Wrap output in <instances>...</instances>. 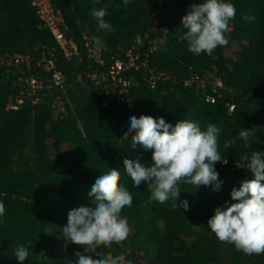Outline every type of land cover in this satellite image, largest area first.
Returning <instances> with one entry per match:
<instances>
[{
    "label": "trees",
    "instance_id": "16d2710c",
    "mask_svg": "<svg viewBox=\"0 0 264 264\" xmlns=\"http://www.w3.org/2000/svg\"><path fill=\"white\" fill-rule=\"evenodd\" d=\"M51 2L64 17L67 37L79 45L82 33L99 36L105 42V55L111 51L119 53L118 48H129L136 37L144 33H148L142 46L146 49L149 41L157 40L163 35L162 31H166L169 41L156 46L150 66L170 72L175 80L160 83L158 89H176L189 97L176 105L166 102L162 109L146 112L144 107L155 90L140 85L130 94L135 111L129 114L127 107L119 106L121 115L113 121L110 111L101 106L96 87L88 84L83 89L78 85L71 98L73 109L64 118L55 119L48 105L31 107L26 104L18 111H6L13 78L11 72L0 69V202L5 204L6 209L5 216L0 218V260L18 264L14 250L24 246L30 253L24 264H61L48 260L44 246L53 240L55 234L63 235L62 229L67 224L70 210L81 206L94 207L93 198L88 195L92 185L99 176L115 169L121 173L119 184L128 189L133 198L131 207H125L121 213L128 225L137 233L146 231L138 216L150 212L163 224L164 233L162 231L163 236L150 246L137 242L135 237L132 238V245L124 241L105 251H111L113 255H120L121 252L135 264H140L135 259L142 257L144 264L221 263L225 259L216 254L218 244L214 240L204 241L203 235H207V232L196 230L195 225H191L194 222L187 225L186 221L195 217L202 221L210 219L216 208H223L225 202L231 204L230 192L239 187L242 178L241 170L230 175V168L236 160V154L231 150L244 143L236 137L241 130L252 127L253 121L260 125L257 132L259 142L251 143L247 150L264 152V0H226L236 8V16L229 25L227 45L218 46L211 55L202 53L198 56L189 53L186 41L180 39L185 32L181 19L192 3L203 0H131L127 7L123 6L122 0ZM105 4L109 5L105 20L113 26L112 32L98 30L96 21L90 15L93 8L98 9ZM244 40L247 45L235 53L236 63L232 71L220 68L215 73L211 67L224 60L221 57L223 48L229 49ZM54 45L55 41L48 30L40 28L30 0H0L1 54L37 53ZM60 63L66 74L82 72L90 66L95 68L85 60L76 66L74 61ZM189 67L200 74L209 73L212 80L219 78L230 91H221V98L214 104L205 102L182 85V79L189 76ZM30 74L36 78L43 75L35 70ZM226 101L235 105L233 112L229 113ZM32 109L47 117L30 118ZM141 115L163 118L173 127L181 119L190 117L203 130L208 124L220 128L221 145L225 140H235L229 149L222 151L228 163L218 162L214 165L219 179L223 181L220 190L193 187V191L180 194L176 209L172 207L173 201L163 205L146 203L150 195L147 186L132 185L131 178L123 170V161L139 158V162L150 166L152 151L138 145L140 152L136 156L112 152L131 143V135L127 140L121 138L130 127V117L139 118ZM77 123L82 125L81 131L76 128ZM47 140L51 141L52 155L48 153ZM66 142L74 153L64 155L61 152ZM181 201H187L188 210L180 206ZM181 235L195 238L186 241ZM63 238L77 262L75 253L82 249ZM142 249L145 254L139 257L138 252ZM41 252L44 258L39 257ZM251 258L264 264V253Z\"/></svg>",
    "mask_w": 264,
    "mask_h": 264
},
{
    "label": "clouds",
    "instance_id": "9594fccd",
    "mask_svg": "<svg viewBox=\"0 0 264 264\" xmlns=\"http://www.w3.org/2000/svg\"><path fill=\"white\" fill-rule=\"evenodd\" d=\"M122 2L127 7L131 0ZM108 7L105 4L101 8H93L90 15L96 21L98 30L112 32L113 26L105 20ZM235 16V5L226 0L192 3L181 19L185 32L180 39L186 41V50L197 56L202 53L211 55L218 46H226L229 25ZM136 38L139 39V36ZM92 39L95 52H101L105 42L99 36ZM258 131L260 129L253 125L241 130L236 139L242 140L249 148L251 143L259 142ZM220 133L221 129L215 124H208L202 130L199 123L186 119L173 127L163 118L132 116L130 127L121 139L127 140L131 135L133 148L140 145L145 150H151V165L139 162V158L124 159L123 170L134 187L141 184L147 186L150 195L146 203L163 205L173 201L172 207L176 209L181 182L192 185L194 189L204 186L211 187L213 191L220 190L223 181L219 179L214 165L228 163L222 151L235 143V140L228 139L221 145ZM231 168L230 175L233 176ZM247 169L254 178L248 176L244 181L245 169H241V183L230 192L235 203L229 205L225 202L223 208H216L207 221V228L220 243L233 245L236 250L251 257L264 253V152H252ZM120 180L121 173L115 169L102 174L88 194L93 198L94 207L81 206L68 212L62 233L67 242L82 249L75 253L77 264H132L122 254L113 255L111 251H105L114 244H122L130 231L127 219L121 213L125 207H131L133 198L130 191L119 184ZM180 206L188 210L187 201H181ZM5 214V204L0 202V218ZM14 255L18 264H24L30 255L29 249L19 246ZM39 257L44 258V253L41 252Z\"/></svg>",
    "mask_w": 264,
    "mask_h": 264
},
{
    "label": "built area",
    "instance_id": "2783aa9c",
    "mask_svg": "<svg viewBox=\"0 0 264 264\" xmlns=\"http://www.w3.org/2000/svg\"><path fill=\"white\" fill-rule=\"evenodd\" d=\"M30 5L40 21V28L48 30L55 45L37 53H0V69L11 72L13 78L6 111H17L26 104L31 107L48 105L53 117L62 119L72 108L71 98L77 86L85 89L90 84L96 87L101 106L110 111L113 119L119 106L132 105V89L143 85L157 90L160 83L175 80L170 72L150 66L157 40L149 41L148 47L144 49L142 46L148 33L136 38L129 48H118L119 53L111 51L105 55V47L101 52H95L93 36L82 33L79 45L74 39L67 37L64 17L51 0H30ZM84 60L92 63L95 68L90 66L82 72L66 74L59 65L60 62L74 61L76 66L81 65ZM33 70L42 73V77L36 78L30 74ZM188 71L189 76L182 79L183 87L196 93L207 103H216L222 96L221 91H230L219 78L212 80L207 72L200 74L191 67ZM225 106L229 111L235 108L228 101ZM241 169L238 163L231 168L232 171ZM247 177L244 173V181Z\"/></svg>",
    "mask_w": 264,
    "mask_h": 264
},
{
    "label": "rangeland",
    "instance_id": "374dc122",
    "mask_svg": "<svg viewBox=\"0 0 264 264\" xmlns=\"http://www.w3.org/2000/svg\"><path fill=\"white\" fill-rule=\"evenodd\" d=\"M156 24H158L156 22ZM163 35L159 38H157V47L162 45V44H166L169 39L167 37V32L166 31H162ZM243 45H247V41H241L240 43H236L234 44L231 48L226 49L223 48L222 52H221V57L222 61L217 62L215 66H212L211 68L214 70V72L218 73V70L220 68H227L230 71H232L233 69V64H235V53L237 51H239ZM247 54H249L250 52L246 51ZM77 90V89H76ZM152 97L149 99V101L146 103L144 110L146 112L151 111V110H158V109H162L165 105L166 102L176 105L180 102H182L183 100H186L189 96H187V93H184L182 91L176 90V89H171V88H164V89H157L155 91L151 92ZM127 110L128 113L131 114L133 113V107L132 105L127 106ZM72 109H73V104H72ZM122 111V110H121ZM121 111L119 110L117 112V114L114 116L113 121H116L118 119V117L121 115ZM230 113L232 111H229ZM135 115V114H133ZM47 117V115L45 114H40L38 110L36 109H32L30 111V118L34 119L36 117ZM186 120H190L192 122H195L192 118L190 117H186L183 118ZM181 119V120H183ZM254 125H256L257 127H260L259 123L257 121H253ZM77 129L81 131L82 129V125L80 123H77L76 125ZM203 130V129H202ZM205 130V129H204ZM221 135V133H220ZM109 144V143H108ZM47 150L48 153H50L51 155L53 154V148L51 146V141L47 140ZM240 147V148H239ZM61 152L64 155H70V153H74L75 151H73L70 148V145L68 142H66L65 144H63V146L61 147ZM115 154L117 155H127V156H136L139 152H140V147L137 145L135 148H133L131 146V143L128 144L125 147H121L118 149H113V151ZM231 152L236 154V160L235 163H238L239 167H241L244 171L245 174H247L250 178V176H252V173L247 169V163L249 162V157L251 154V150L248 149L247 150V146L244 143H240L238 146H236L233 151L231 150ZM232 156V154L230 155ZM180 187V191L181 194H187L191 191H193V186L192 185H187V184H183L181 182V184L179 185ZM231 204L235 203V201H232V199H230ZM141 218H140V217ZM138 218L140 219V223L142 226H144L147 230L142 232V233H137L135 232V230L133 229L132 226H129V235L127 237V239L125 241H127V243H129V245H132V241L133 239H135L136 237V241L137 242H141L143 243L145 246H150L156 243L157 239L163 236L164 233V229H163V224L159 221H157L153 215L149 212L146 215H139ZM207 221L208 219H204L203 221L199 218V217H195L191 220L186 221L187 225H190V222H194L191 223L192 227L193 225H195L194 228H196V230H202L207 232V235H203L204 237V241H215L218 244V251L216 254L221 255L222 257H224V261H222L221 263H217L215 261H212V264H259L258 262H256L254 259H252L249 256H246L245 254H243L242 252L238 251L235 249V247L233 245H226V244H222L220 243L217 238L215 239V235L213 233H211V231L207 228ZM163 231V233H162ZM51 233L52 230H51ZM64 236L61 234H55L53 240L49 243L46 244V246H44V251L45 254L48 258V260L53 261L54 263L56 261H59L61 264H76V259L74 257V255H72L71 251L68 249L67 244L64 241ZM181 237H183V239H185L186 241L195 238V237H191V236H187L184 237L183 235H181ZM133 238V239H132ZM135 242V241H134ZM120 255L122 254L121 252L119 253ZM145 253H143V249L142 251L139 250L138 252V256L141 257L143 256ZM136 263H140V264H144L145 261L143 260V257L141 259L137 258L135 259ZM157 262V261H154ZM0 264H8L3 263L0 260ZM132 264H135L134 262H132Z\"/></svg>",
    "mask_w": 264,
    "mask_h": 264
}]
</instances>
